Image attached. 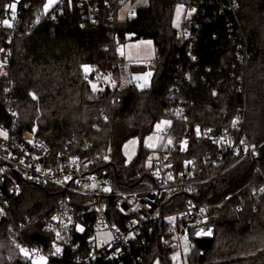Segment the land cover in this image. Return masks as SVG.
Returning <instances> with one entry per match:
<instances>
[{
	"label": "trees",
	"instance_id": "1",
	"mask_svg": "<svg viewBox=\"0 0 264 264\" xmlns=\"http://www.w3.org/2000/svg\"><path fill=\"white\" fill-rule=\"evenodd\" d=\"M12 1L0 0V19L18 18L17 34L10 43L6 38L12 23L7 31L0 30L8 63V74L0 73V123H11L10 106L19 115L21 130L37 126V134L54 153L68 148L92 157L115 178L120 177L118 172L125 174L137 188L149 177L150 153L141 148L126 166L121 152L125 141L134 136L143 139L158 121L168 119L173 122L177 165L185 158H198V175L211 178L221 169L213 163L217 147L211 135L229 127L239 107L246 105L245 136L258 145L264 169V0H233V6L225 0H196L198 4L193 0L196 12L184 18L180 28L174 27L173 17L177 4L184 0H148L134 9L131 19L119 18L120 8L129 0H88V4L61 0L48 13L45 0H19L14 15L6 7ZM129 39L154 41V72L146 88L133 83L120 87L124 59L119 47ZM85 65L92 70L112 68L114 88L93 92ZM31 92L42 108L37 120ZM29 95L30 119L25 120L20 108L27 105ZM178 105L185 115L176 118L173 109ZM86 134L92 145L80 150L75 139L84 143ZM182 141L187 142L185 151L179 144ZM207 152L212 158L204 161ZM254 166L253 160L244 158L227 169L218 182L217 198L225 199L247 185L254 177ZM256 188L257 184L248 186L210 211L209 222L216 226L214 244L202 256L193 250L190 264H264V199L253 195ZM59 194L51 185L22 183L9 215L0 218V264H30L11 242L12 228L26 217L31 221L23 238L47 245L42 219L51 214ZM193 197L175 195L163 212L178 210ZM152 226L153 232H145L133 249L144 252L143 261L135 264H171L175 248L166 224L159 221ZM48 264L69 261L50 260Z\"/></svg>",
	"mask_w": 264,
	"mask_h": 264
},
{
	"label": "built area",
	"instance_id": "2",
	"mask_svg": "<svg viewBox=\"0 0 264 264\" xmlns=\"http://www.w3.org/2000/svg\"><path fill=\"white\" fill-rule=\"evenodd\" d=\"M186 1L191 5V14L184 15L182 21L190 18L197 9L193 0ZM88 2L84 0V3ZM194 2L198 4L196 0ZM225 2L230 6L235 4L233 0ZM89 17L93 21L90 14ZM17 24L18 18L12 20L7 43L17 34ZM183 35L190 36L188 32ZM6 50L2 46L0 53ZM148 72L153 76V69ZM86 77L95 93L114 88L115 71L112 68L91 69ZM246 111V105L240 106L231 125L211 135L217 147L213 163L221 168L215 176H199V160L195 157L185 158L177 165L173 157L174 143L163 147L157 156L150 157L149 177L142 179L136 188L131 186L125 174L118 172L120 177L115 178L109 168L99 167L92 157L81 156L68 148L54 153L46 140L37 134V126L21 130L18 113L8 106L11 123H0V130L6 134V137H0V218L9 215L11 201L21 194L23 182L51 185L60 192L53 211L42 219L43 229L49 237L47 245L27 242L23 238V230L31 217L14 225L11 242L19 250L28 251L31 257L46 256L48 261L135 264L143 261L144 252L141 254L140 249H133L145 232H153L154 223L164 221L172 241L174 236L180 238L182 233H187L191 239L192 228L208 223L212 209L222 207L246 187L257 184L253 195L264 199V169L259 161L258 145L245 136ZM173 113L178 118L185 115V110L178 105ZM101 117L106 119L104 112ZM172 128L173 122L165 129L166 134L171 135ZM89 138L90 134H86L84 143L75 139L80 150L91 147ZM210 158L212 155L207 152L204 161ZM244 158L255 163L253 179L238 192L218 199L215 193L221 176ZM181 193L194 194L196 198H190L178 210L164 213V207ZM101 232H109L111 237L99 244L97 236ZM142 243L143 240L140 245ZM191 248L197 249L193 240Z\"/></svg>",
	"mask_w": 264,
	"mask_h": 264
},
{
	"label": "rangeland",
	"instance_id": "3",
	"mask_svg": "<svg viewBox=\"0 0 264 264\" xmlns=\"http://www.w3.org/2000/svg\"><path fill=\"white\" fill-rule=\"evenodd\" d=\"M61 0H52V3L49 7V0L44 1V11L48 13L55 5H57ZM19 0H13L11 3L6 5L7 9L11 10V14L14 15ZM148 0H129L123 4V6L119 10V18L120 19H131L135 16L134 9L137 6L146 5ZM10 5H14V11L10 8ZM5 7V8H6ZM186 12V13H185ZM191 14V5L189 2L184 0L181 4H177L175 9V14L173 17V25L175 28L180 26V20L183 15L186 17ZM5 15V13H4ZM3 15V16H4ZM184 17V16H183ZM4 21L8 23L5 24ZM12 22L11 20L5 18L0 19V30L7 31L6 26L10 25ZM10 33V31H9ZM8 33V34H9ZM2 45L0 44V48ZM19 51V50H17ZM4 52L0 53V73L1 74H8V63L3 55ZM119 54L124 59V68H125V75L124 78L121 80V88H126L127 86L131 85L133 81H141L144 78L140 79L141 68L145 71V66L147 64H151L153 67V59L156 57V49L154 45V41L152 39H129L124 44L119 47ZM88 66V65H85ZM84 66V71H85ZM90 69L91 67L88 66ZM139 68V69H137ZM91 70V69H90ZM89 70V71H90ZM87 71V72H89ZM133 80V81H132ZM150 84V83H149ZM146 85V87L149 86ZM144 87V88H146ZM31 98L36 100V119L42 116V108L40 106V101L37 95L31 92ZM104 109V107L102 106ZM102 108L99 107L100 111ZM20 112L25 120L30 119V95H29V102L27 105H23L20 108ZM171 125V121L168 119H161L154 125V129L151 133L146 135L143 139L139 136H134L129 138L127 141L124 142L122 146V156L124 159V163L126 166H130L133 162L137 154L139 153L140 149H144L146 152L150 153L151 156H157L159 151L163 147H168L173 145L175 140L171 135L166 134L165 129ZM0 137H6V134L0 130ZM181 146V150L185 151L187 149V142L182 141L179 143ZM105 160L109 161V156H105ZM110 233L109 232H101L97 236L98 243L100 244L102 241L107 242L110 240ZM174 241V251L171 254V264H190V256L192 255V248L189 235L187 233H182L180 238L178 236L173 237ZM27 252V255L25 254ZM23 256L27 257L30 260V264H48V259L46 256H38V257H31L30 253L26 250L22 251ZM155 264H162L159 261H156Z\"/></svg>",
	"mask_w": 264,
	"mask_h": 264
},
{
	"label": "water",
	"instance_id": "4",
	"mask_svg": "<svg viewBox=\"0 0 264 264\" xmlns=\"http://www.w3.org/2000/svg\"><path fill=\"white\" fill-rule=\"evenodd\" d=\"M207 233H210V235ZM190 236L191 239L196 243L197 255L202 256L208 252L214 244L216 237V226L210 222L196 226L192 228Z\"/></svg>",
	"mask_w": 264,
	"mask_h": 264
},
{
	"label": "crops",
	"instance_id": "5",
	"mask_svg": "<svg viewBox=\"0 0 264 264\" xmlns=\"http://www.w3.org/2000/svg\"><path fill=\"white\" fill-rule=\"evenodd\" d=\"M184 16V15H183ZM183 16H182V18H183ZM182 18H181V20H180V24H181V21H182ZM180 27V26H179ZM178 27V28H179ZM124 62H123V64H122V66H121V69H120V75H121V80L124 78V75H125V68H124ZM145 68V71H143V68H141L140 70H141V75H140V79L141 78H143L142 79V82L141 81H133V84H135L136 86H138L139 88H144V87H146V85H148L149 83H150V81H151V76H152V74H149V70H152V66H151V64H147V66H145L144 67ZM91 69V68H90ZM137 69H139V68H137Z\"/></svg>",
	"mask_w": 264,
	"mask_h": 264
},
{
	"label": "snow or ice",
	"instance_id": "6",
	"mask_svg": "<svg viewBox=\"0 0 264 264\" xmlns=\"http://www.w3.org/2000/svg\"><path fill=\"white\" fill-rule=\"evenodd\" d=\"M51 3H52V0H49V5H46V7H49L50 5H51ZM10 8H12L13 9V11H14V5H10L9 6ZM4 23L5 24H7L8 22L7 21H4ZM90 69L88 68V66H85V72H87V71H89ZM93 87H95V85H93ZM203 234V233H202ZM207 234H209L210 235V233H207ZM60 251V249H57V252H59ZM25 254L27 255V252H25Z\"/></svg>",
	"mask_w": 264,
	"mask_h": 264
}]
</instances>
